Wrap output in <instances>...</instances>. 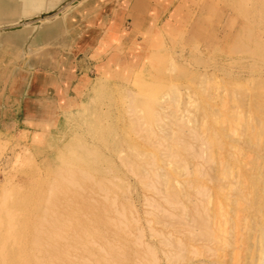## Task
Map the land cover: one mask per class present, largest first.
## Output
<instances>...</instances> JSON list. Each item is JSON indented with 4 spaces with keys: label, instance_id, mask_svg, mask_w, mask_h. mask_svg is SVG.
Listing matches in <instances>:
<instances>
[{
    "label": "rangeland",
    "instance_id": "1",
    "mask_svg": "<svg viewBox=\"0 0 264 264\" xmlns=\"http://www.w3.org/2000/svg\"><path fill=\"white\" fill-rule=\"evenodd\" d=\"M232 2L0 26V264H264V12Z\"/></svg>",
    "mask_w": 264,
    "mask_h": 264
},
{
    "label": "bare ground",
    "instance_id": "2",
    "mask_svg": "<svg viewBox=\"0 0 264 264\" xmlns=\"http://www.w3.org/2000/svg\"><path fill=\"white\" fill-rule=\"evenodd\" d=\"M69 1L70 0H0V26L16 25L26 19L35 20V26H42V20H44L40 19L42 15L50 13L56 14L58 12V15H55L54 17L49 16L45 18V20H48L49 25L45 26L43 31L57 30L60 27H63V24L71 23L76 10L94 3V0H71V3L66 4ZM245 2V0H233L232 4H234L239 10L251 14L253 18L256 13L264 12V0H252V4L250 5H245ZM62 8L64 10L60 12ZM246 23L249 24L248 21ZM14 38H20V35H17ZM12 39L13 38L11 37L8 38L9 41ZM85 151L86 148L84 149V152ZM87 151L89 150L87 149ZM88 156L89 155H87V157ZM89 157L87 159H89ZM88 161H90L92 165L93 161ZM90 162L88 163L90 164ZM91 165L89 166L92 167L93 165Z\"/></svg>",
    "mask_w": 264,
    "mask_h": 264
},
{
    "label": "water",
    "instance_id": "3",
    "mask_svg": "<svg viewBox=\"0 0 264 264\" xmlns=\"http://www.w3.org/2000/svg\"><path fill=\"white\" fill-rule=\"evenodd\" d=\"M69 3H71V0H70L69 2H67L66 4H69ZM62 6H65V5H62ZM54 14H55V13L44 14V15H42V16L40 17V19L47 18V17L52 16V15H54Z\"/></svg>",
    "mask_w": 264,
    "mask_h": 264
},
{
    "label": "crops",
    "instance_id": "4",
    "mask_svg": "<svg viewBox=\"0 0 264 264\" xmlns=\"http://www.w3.org/2000/svg\"><path fill=\"white\" fill-rule=\"evenodd\" d=\"M136 21V19H134V22ZM135 25V24H134Z\"/></svg>",
    "mask_w": 264,
    "mask_h": 264
}]
</instances>
